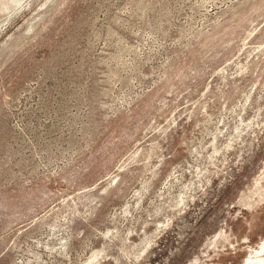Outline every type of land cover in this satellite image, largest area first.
I'll return each mask as SVG.
<instances>
[{
    "label": "rangeland",
    "instance_id": "rangeland-1",
    "mask_svg": "<svg viewBox=\"0 0 264 264\" xmlns=\"http://www.w3.org/2000/svg\"><path fill=\"white\" fill-rule=\"evenodd\" d=\"M263 241L264 0H0V264Z\"/></svg>",
    "mask_w": 264,
    "mask_h": 264
},
{
    "label": "water",
    "instance_id": "water-1",
    "mask_svg": "<svg viewBox=\"0 0 264 264\" xmlns=\"http://www.w3.org/2000/svg\"><path fill=\"white\" fill-rule=\"evenodd\" d=\"M244 264H264V241L247 258Z\"/></svg>",
    "mask_w": 264,
    "mask_h": 264
}]
</instances>
